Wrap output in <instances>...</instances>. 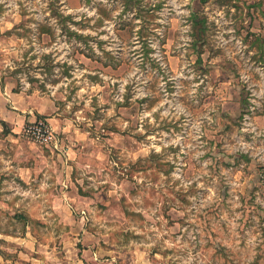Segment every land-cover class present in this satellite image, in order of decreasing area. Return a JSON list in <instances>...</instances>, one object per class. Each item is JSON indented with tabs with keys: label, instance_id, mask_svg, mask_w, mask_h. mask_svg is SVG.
<instances>
[{
	"label": "rangeland",
	"instance_id": "1",
	"mask_svg": "<svg viewBox=\"0 0 264 264\" xmlns=\"http://www.w3.org/2000/svg\"><path fill=\"white\" fill-rule=\"evenodd\" d=\"M0 264H264V0H0Z\"/></svg>",
	"mask_w": 264,
	"mask_h": 264
},
{
	"label": "built area",
	"instance_id": "2",
	"mask_svg": "<svg viewBox=\"0 0 264 264\" xmlns=\"http://www.w3.org/2000/svg\"><path fill=\"white\" fill-rule=\"evenodd\" d=\"M25 134L39 144H49L57 140L54 130L45 118H37L25 127Z\"/></svg>",
	"mask_w": 264,
	"mask_h": 264
},
{
	"label": "crops",
	"instance_id": "3",
	"mask_svg": "<svg viewBox=\"0 0 264 264\" xmlns=\"http://www.w3.org/2000/svg\"><path fill=\"white\" fill-rule=\"evenodd\" d=\"M38 114H43V116L45 117V119H47L48 121H51L52 122V118L51 117H48L46 116L44 113H41L42 111L41 110H37ZM33 115H34V112H33ZM36 116V115H35ZM37 119V117H36Z\"/></svg>",
	"mask_w": 264,
	"mask_h": 264
},
{
	"label": "trees",
	"instance_id": "4",
	"mask_svg": "<svg viewBox=\"0 0 264 264\" xmlns=\"http://www.w3.org/2000/svg\"><path fill=\"white\" fill-rule=\"evenodd\" d=\"M199 21V20H198ZM198 30H200V29H198Z\"/></svg>",
	"mask_w": 264,
	"mask_h": 264
}]
</instances>
